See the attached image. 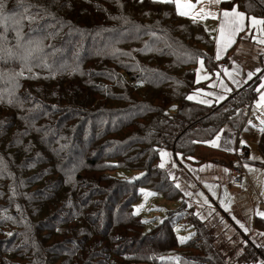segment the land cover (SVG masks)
Returning <instances> with one entry per match:
<instances>
[{
	"label": "trees",
	"instance_id": "trees-1",
	"mask_svg": "<svg viewBox=\"0 0 264 264\" xmlns=\"http://www.w3.org/2000/svg\"><path fill=\"white\" fill-rule=\"evenodd\" d=\"M220 6L264 18V0ZM3 14L11 17L0 16L10 48L15 21L24 19L21 47L13 48L23 59L0 64V264H191L182 222L162 229L177 253L163 255L152 234L122 253L111 245L105 209L111 214L125 194L142 192L160 150L188 158L225 124L239 138L262 71L220 103L188 99L197 60L214 69V40L174 3L4 0ZM259 153L264 160V147ZM106 196L113 204L89 214ZM252 223L264 227V218ZM93 237L101 239L92 244ZM214 240L199 264H227ZM249 247L264 264V248Z\"/></svg>",
	"mask_w": 264,
	"mask_h": 264
},
{
	"label": "rangeland",
	"instance_id": "rangeland-1",
	"mask_svg": "<svg viewBox=\"0 0 264 264\" xmlns=\"http://www.w3.org/2000/svg\"><path fill=\"white\" fill-rule=\"evenodd\" d=\"M224 1L229 0H221V3ZM182 3L195 6L191 9L192 15L200 13L201 9L215 15V18L206 19L198 16L195 20L205 25L214 40L212 57L215 63L210 72L201 58L197 60L194 69L197 88L190 97L198 102L220 103L234 90L257 76L245 66L249 62L260 64L256 48L264 50V44L258 42L264 39V33L259 31L264 26L252 27L250 18H264L246 16L244 31L239 32L234 37V42L225 48L222 41L218 43L219 28L223 20L221 3L212 4L209 0H201L200 3L197 0H182ZM183 17L190 19L191 15ZM223 56L227 57V61L222 60L226 61V66L218 70ZM261 70L262 74L254 81L256 96L251 105L243 110L245 122L241 125L239 138L233 128L225 124L212 139L195 145L192 157L182 158L174 156L168 150H160L154 162L155 169L150 170L140 183L143 187L140 194H125L127 201L121 202L120 208L111 214L108 208L105 212L103 208L113 204L108 196L101 198L96 208L88 209L91 215L104 212L109 222L110 244L113 247L123 253L126 249L130 250L132 244H139L138 240L142 236L152 234L155 237L157 235V239L164 245L161 247L163 255L177 253L180 247L175 248L174 242L166 238V231L162 230L166 229L169 222L176 221L177 224L182 222L183 235L179 241L181 238L187 241V247L182 252L191 264H199L197 258L205 251L208 239H215L214 245L220 247L227 264H262L263 261L259 259L254 261L258 257L250 252L252 248L249 247L255 244L264 248V227L261 224L256 227L252 223L254 217L264 218L261 215L264 214V160L259 153L264 147V138L260 140L264 136V101L260 99L264 96V87H261L264 85V67ZM249 73L252 74L250 79ZM237 167L243 171L241 188L232 187L229 182ZM112 186L121 187L113 183L109 187ZM123 204L125 207L122 209ZM132 205L138 206L143 221L137 214L130 212ZM115 221H118V226ZM65 227L67 226L62 228L64 235L73 237ZM146 230L149 232L146 233ZM192 230L193 234L189 235L188 232ZM100 239L93 237L91 243ZM145 255L136 256L143 259Z\"/></svg>",
	"mask_w": 264,
	"mask_h": 264
},
{
	"label": "snow or ice",
	"instance_id": "snow-or-ice-1",
	"mask_svg": "<svg viewBox=\"0 0 264 264\" xmlns=\"http://www.w3.org/2000/svg\"><path fill=\"white\" fill-rule=\"evenodd\" d=\"M143 2V0H141ZM153 3H174L175 7L177 9V14L181 16H189L191 15V18L193 20H196L199 16L200 19H206L208 17L215 18V15L211 12H205L204 9L200 10V13H196L195 15L191 14V9L195 6L191 3H182V0H152ZM201 0H197V3H200ZM212 4H219L221 3V0H209ZM238 6H234L231 11L225 10L222 13L223 20L220 24L219 28V42H223V47H227L231 43L234 42V37L241 31H244L245 29V16L243 13H240L237 11ZM3 8H4V0H0V16H4L3 14ZM5 19H10L11 17L4 16ZM14 19V18H12ZM24 19V16L21 15L19 20H16V24L19 26L17 27V43L12 47H8V41L7 37L0 35V64L8 63L10 60H21L23 59L19 53L14 52L13 48L19 49L21 47L20 40L23 39V36L20 33V28H22L21 20ZM29 22H31V17L28 18ZM251 26L255 27L256 25H262L264 26V20H258L256 18H250ZM261 33H264V27H261L259 30ZM255 38V37H254ZM259 43L264 44V39H261L258 41ZM219 58V53H218ZM202 63V62H201ZM31 70L30 68L28 69ZM5 75L2 70H0V76ZM15 76H22L23 72H18L14 74ZM251 73H249V79L251 78ZM261 87H264V85H261ZM188 99H192V97H188ZM261 101H264V96H261ZM215 146V145H213ZM163 167V165H161ZM264 215V214H261ZM241 227H243L241 225ZM181 243H183V238H181Z\"/></svg>",
	"mask_w": 264,
	"mask_h": 264
},
{
	"label": "crops",
	"instance_id": "crops-1",
	"mask_svg": "<svg viewBox=\"0 0 264 264\" xmlns=\"http://www.w3.org/2000/svg\"><path fill=\"white\" fill-rule=\"evenodd\" d=\"M221 5V4H220ZM220 9H221V6H220ZM233 9V8H232ZM231 9V10H232ZM230 10V11H231ZM237 11L238 12H240V13H243V12H241L240 10H238V8H237ZM224 11H222V13H223ZM222 13H221V15H222ZM181 16V15H180ZM244 16L246 17L247 16V14H244ZM223 17V16H222ZM254 48H256V47H254ZM257 50H258V53H259V55L258 54H256L258 57H259V61H260V64H257V63H254V62H249V64L248 63H246L247 64V66H245L249 71H251V72H253L255 75H259L260 74V72L262 71L261 70V67H264V54H263V52H264V50H260V49H258V48H256ZM222 60H226L227 61V57H225V56H223V58L222 59H220V61L219 62H221V64L219 65V68H217L218 70L220 69H223V67L224 66H226V61H222ZM219 62H216V64H219ZM245 84V83H244ZM243 84V85H244ZM242 85V86H243ZM241 86V87H242ZM240 87V88H241ZM240 88H238V89H240ZM237 89V90H238ZM235 91V90H234ZM226 134H228V133H226ZM228 135H230V134H228ZM242 182H243V180H242ZM242 186H243V184H242ZM241 186V187H242ZM239 187V186H238ZM241 187H239V188H241Z\"/></svg>",
	"mask_w": 264,
	"mask_h": 264
},
{
	"label": "built area",
	"instance_id": "built-area-1",
	"mask_svg": "<svg viewBox=\"0 0 264 264\" xmlns=\"http://www.w3.org/2000/svg\"><path fill=\"white\" fill-rule=\"evenodd\" d=\"M243 175V171L241 170V168H235L232 172V175L230 177V184L232 187L238 188V186H242L241 184H243V182H241V180H243L242 178Z\"/></svg>",
	"mask_w": 264,
	"mask_h": 264
}]
</instances>
